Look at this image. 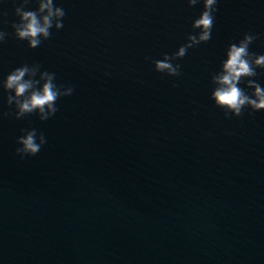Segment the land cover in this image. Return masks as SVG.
<instances>
[{"label":"water","instance_id":"1","mask_svg":"<svg viewBox=\"0 0 264 264\" xmlns=\"http://www.w3.org/2000/svg\"><path fill=\"white\" fill-rule=\"evenodd\" d=\"M20 3L0 0V80L38 65L73 92L41 120L0 87V264H264V110L211 95L229 43L258 33L264 53V0H218L182 56L199 3L54 0L63 27L31 48L11 34ZM165 56L178 74L156 70ZM31 128L47 142L21 159Z\"/></svg>","mask_w":264,"mask_h":264},{"label":"clouds","instance_id":"2","mask_svg":"<svg viewBox=\"0 0 264 264\" xmlns=\"http://www.w3.org/2000/svg\"><path fill=\"white\" fill-rule=\"evenodd\" d=\"M27 3L28 0H21L15 7L14 14L18 19L11 25V34L18 40L26 41L27 47L31 48L51 35L49 29L53 25L56 29L63 27L65 9L60 4H54V0H38L35 10H25ZM187 3L190 6L199 3L202 6L199 15L192 20V27L199 31L188 36V43L180 46L175 56H182L187 47L210 39L218 0H187ZM6 35L8 33L0 29V42L4 41ZM258 35L245 32L242 38L229 43L220 71L212 78L216 84L211 93L215 103L237 116L245 105L253 111L264 110V86L253 79L258 75L257 68L264 71V53L257 54L249 50V45ZM154 65L158 71L178 74L179 66L173 65L167 56L154 61ZM37 71L38 65L21 64L0 80V87L9 93L6 102L11 104L15 101L16 118L35 111L41 120L47 119L57 112V99L73 92V86L63 87L55 82V72L41 71L37 76ZM241 81L245 85L243 88L239 86ZM246 88H251V92H247ZM20 131L23 134L16 137L14 151L21 159L35 155L47 142L46 136L43 133L37 135L35 128Z\"/></svg>","mask_w":264,"mask_h":264}]
</instances>
